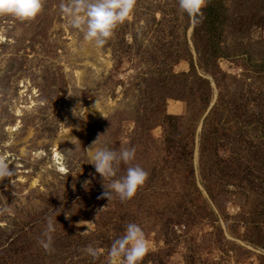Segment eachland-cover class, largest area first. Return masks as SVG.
I'll use <instances>...</instances> for the list:
<instances>
[{"label": "rangeland", "instance_id": "1", "mask_svg": "<svg viewBox=\"0 0 264 264\" xmlns=\"http://www.w3.org/2000/svg\"><path fill=\"white\" fill-rule=\"evenodd\" d=\"M68 2L0 16V264H110L128 223L140 264H264V0H205L195 25L178 0H136L102 48ZM96 139L135 148L148 177L131 199L98 198Z\"/></svg>", "mask_w": 264, "mask_h": 264}, {"label": "clouds", "instance_id": "2", "mask_svg": "<svg viewBox=\"0 0 264 264\" xmlns=\"http://www.w3.org/2000/svg\"><path fill=\"white\" fill-rule=\"evenodd\" d=\"M135 2L136 0H69L66 4L61 3L60 8L68 24L83 32L85 41L93 43L97 48H102L113 36L116 26L131 16ZM178 3L179 8L189 16L193 25L199 23L203 15L201 9L205 0H178ZM41 11L42 0H0V16L30 21L37 17ZM94 106L95 103L93 108ZM81 110L87 113L83 107ZM75 116L79 117V111ZM96 142L97 139L85 149L90 160L89 164L94 167L95 172L102 180L109 181V190L103 187L105 191L98 198H106L108 201L115 194L122 202L131 199L148 177V173L141 166L131 163L135 158V148L125 147L119 151L107 145L93 148ZM121 163L127 167L124 174L118 176ZM79 166L81 168V165ZM13 175L14 169L10 168L9 162L0 158V179H6ZM87 183L85 181V184ZM54 231L53 222L48 219L44 233L45 238L39 241L41 247L46 251L51 250V233ZM148 250V241L142 228L136 223H128L124 234L114 239L108 249L110 264H140ZM102 251L103 249L92 246H87L84 249V252L93 260Z\"/></svg>", "mask_w": 264, "mask_h": 264}, {"label": "trees", "instance_id": "3", "mask_svg": "<svg viewBox=\"0 0 264 264\" xmlns=\"http://www.w3.org/2000/svg\"><path fill=\"white\" fill-rule=\"evenodd\" d=\"M202 10V9H201Z\"/></svg>", "mask_w": 264, "mask_h": 264}]
</instances>
